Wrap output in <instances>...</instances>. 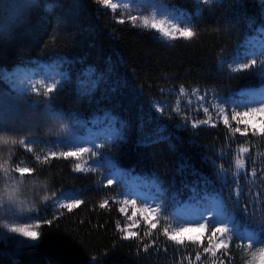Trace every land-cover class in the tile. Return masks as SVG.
Here are the masks:
<instances>
[{
  "label": "trees",
  "instance_id": "trees-1",
  "mask_svg": "<svg viewBox=\"0 0 264 264\" xmlns=\"http://www.w3.org/2000/svg\"><path fill=\"white\" fill-rule=\"evenodd\" d=\"M158 1L192 16V40L165 41L153 29L120 23L123 11H110L99 0H0V120L7 129L0 133V173L27 164L31 171L23 176V191L44 216L33 245L13 251L0 243V264H242L248 249L236 236L247 230L264 239V136L258 131L253 136L249 128L247 136L234 133L246 127L234 121L180 127L172 111L158 114L152 108L181 87L228 97L264 85L258 68L231 73L220 63L248 37L264 36L259 31L264 0H220L203 8L192 0ZM51 58L62 61L69 77L63 91L45 96L56 97L50 106L59 119L30 96L16 94L4 79L16 67ZM100 113L115 119L123 137L104 151L124 171L154 180L168 213L160 211L155 229L139 224L128 240L120 231L127 219L115 200L119 185H100L102 171L75 172L72 159H37L19 143L30 137L51 140L72 119ZM181 163L193 167L181 175ZM68 190L83 201L79 207H42ZM203 195L218 197L231 216L229 247L215 250V256L203 251L213 241L210 233L200 243L182 245L164 235L176 206Z\"/></svg>",
  "mask_w": 264,
  "mask_h": 264
},
{
  "label": "rangeland",
  "instance_id": "rangeland-1",
  "mask_svg": "<svg viewBox=\"0 0 264 264\" xmlns=\"http://www.w3.org/2000/svg\"><path fill=\"white\" fill-rule=\"evenodd\" d=\"M111 3H117V7L116 9H112L110 6H107L110 11H123L120 20H128L134 25L145 27L143 25V20L148 19V28L152 29L151 24L157 23L165 30L170 31L172 27L179 28L182 25L191 26L192 24V16L189 13L169 8L158 0H124L123 3H118L117 0H111ZM211 4L213 3H210L209 5ZM198 6L201 8L207 7L202 4ZM165 11L169 15L176 17L180 22L177 23L175 20H169L167 16L159 14H164ZM195 14L199 15V11H196ZM131 15H137L139 18L133 22L130 19ZM185 16H187L186 21L184 19ZM161 21H163L162 24H160ZM153 30L158 34L160 39L165 41L172 40L170 37L163 36V33L158 31V29ZM176 35L177 38H180L178 33H176ZM262 37H264L262 34H257L245 39L239 44L230 58H221V65L231 73H238L242 71H234L232 67L233 65L238 68L241 63L246 61L251 64L252 58H256L257 63L252 67L258 68L259 76L264 78V72H262V68H264V38ZM61 72L65 73V70L60 59L51 58L46 61L32 60L29 64L16 67L11 71L6 72L4 79L8 83L10 89L16 94L30 96L34 105H41L45 110H48L49 100L45 97L47 96L45 95L47 86L51 83L50 78L54 74H59ZM193 92L194 91L189 92L185 90L184 93L181 94L180 89L178 91L169 92L170 96L167 98L153 102L152 108L158 114L163 112V110H161L162 108L172 111L173 114L179 116L180 122L178 126L180 127H192L191 125L193 122L197 123V127H213V124H224L223 117L225 115L228 116L230 124L233 122L231 116L235 114V112L248 110L247 108H243L244 104H258L260 100L264 99V85L254 89L241 90L228 97L216 95L208 90H198L196 95H194ZM200 95H206V101L200 100ZM200 105L208 107L209 111L207 114L203 111V108L200 107ZM237 105L240 107H237ZM258 106L264 107V104H258ZM220 109H224V111L221 112ZM237 119H239V117ZM261 119H264V117H254L247 127L252 130V125L254 124L256 131L259 132V129L261 128L259 121ZM202 120H209V123L200 124L199 121ZM114 122H116L115 119L107 113L95 114L89 120L74 118L66 125L65 129L63 127L61 128L60 131L64 130L61 134L56 136V138L43 141L36 137H30L37 141V143L31 145L33 148L32 152L27 151L26 144L21 146L26 152L34 155L36 158L37 156L40 158H46L50 149L55 147L58 157L63 158L59 156L60 152L66 150L73 151L75 149L71 147H60L58 144L54 145L55 141L65 140V142H84L86 146L97 144L98 151H96V155L93 156L91 153H85L80 159H68L76 161V163L81 164L85 169L84 171L77 173L85 174L102 171L99 181L100 185L120 186V192L115 200L119 203L120 209L124 208V212H120L127 219L125 228H127L128 232L135 233V229L139 224H150L143 218L142 214V209L150 207V204L157 205L156 210L151 213L152 216H155V220H152L151 223L156 224V220L160 216V206H162L161 197L163 192L154 180L133 175L119 168L104 151L106 146L114 143L111 139H107L116 134V124H114ZM27 140L28 138L25 141L27 142ZM41 141L44 143L40 144L39 142ZM90 165L94 167V170H88ZM19 167H28V165L25 163H17L13 167H7L5 170L3 169L5 172L4 174L0 173V243L13 251L22 247H29L33 245L36 240L32 241L30 238L23 237L19 233L10 232L8 228H4L3 225L8 224L9 228L25 227L26 224H22L20 221H30L31 230L36 231V225H39L44 217L39 213L38 209L33 208L29 199L31 194L27 196L23 191V176L30 172L21 175L17 170ZM109 176L114 177L111 185H108L106 182V178ZM121 193L125 194L122 198ZM62 195L77 197L75 191H63L54 195L52 198H49L42 207L49 209L50 211L61 209L56 206L55 202L59 200ZM132 199L136 200L135 204L132 203ZM125 201H127V203H125ZM141 201H147L150 202V204L141 203ZM63 202L70 201L61 200V203ZM133 211L136 212L134 217L132 216ZM213 212H215L217 220L221 221V223L216 225L217 227H226L229 224L231 216L223 210L222 203L218 197L213 195H203L193 200L183 202L176 206L172 214L168 233L172 234L173 232L178 231L174 226V218L185 221L186 223L182 225L183 227H198L199 225L196 221L201 220V217H204L205 221L210 219ZM205 213L207 214L206 216ZM33 217H38V219H33ZM225 221L226 223H224ZM212 231L213 228L205 223V231L203 233H189L186 234L183 239L184 241L191 242L196 240V242L200 243L207 233H210L211 235ZM250 233L251 231L245 230L243 231L242 237L245 236V234ZM217 238H213L211 243L213 247L211 251L216 250L214 245L219 242V240L222 239L227 243L225 236H221L219 233H217ZM241 243L248 249L246 258L242 264H262L260 249L264 248V243L252 248H249L242 240Z\"/></svg>",
  "mask_w": 264,
  "mask_h": 264
},
{
  "label": "snow or ice",
  "instance_id": "snow-or-ice-1",
  "mask_svg": "<svg viewBox=\"0 0 264 264\" xmlns=\"http://www.w3.org/2000/svg\"><path fill=\"white\" fill-rule=\"evenodd\" d=\"M117 2L123 3L124 0H117ZM99 3L102 6H106V7L110 6L112 9H116V7H117V3H111V0H99ZM194 3L196 5L202 4L204 6H208L210 3L219 4V0H194ZM159 14L167 16V18L169 20H175L177 23L180 22L176 17L169 15L166 11L164 12V14H161V13H159ZM138 18L139 17L137 15H131L130 16V19L133 22H135ZM184 19L186 21L187 16H185ZM119 22L124 23V20L121 19ZM162 23H163V21L160 22V24H162ZM143 25L145 27H148V25H149L148 19L143 20ZM133 26H135V25H133ZM151 28L152 29H158V31L163 33V36L170 37L173 40L177 39L176 33H178V36L180 38H183L186 41L192 40L196 36V32L193 30V28L191 26H183L182 25L179 28L172 27V29L170 31H168V30H165L160 25H158L157 23H152ZM259 31L261 33H264V27L260 28ZM262 38H264V37H262ZM256 63H257V59L252 58L251 64H249L245 61V62L241 63L238 68L235 65H233L232 67H233L234 71H237V70L243 71V70L251 68ZM262 72H264V68H262ZM50 79H51V83L47 86L45 95H47L48 93L57 92V90L63 91L65 83L68 81L69 77H68V74L61 72L59 74H54ZM184 91H185L184 88L181 87L180 93L183 94ZM197 92H198V90H194L193 94L196 95ZM55 98L56 97L53 96L49 99L48 111L52 117L59 119L60 117H59L58 113L56 111L52 110L50 107L52 100H54ZM199 99L206 101V95H200ZM258 104H264V99L260 100L258 102ZM258 104H244L243 108H247L248 109L247 111H244V110L237 111V112H235V114H233L231 116V119L233 121H236L238 124H242V125L246 126L243 131L241 130L240 127H236L235 129H233L234 133H239L242 136H247L249 133V129H248L247 125H249L252 122V119L256 116L264 117V107H259ZM200 107L203 108V111L206 114L208 113L209 109L207 106L200 105ZM237 107H240V106L237 105ZM161 110L166 111L167 109L162 108ZM220 111L223 112L224 109H220ZM238 117H239V119H237ZM209 119H210V117H209ZM199 123L200 124H208L209 120H202V121H199ZM223 123L226 126L229 124V120H228L227 115H225L223 117ZM259 123L261 125V128L259 129V134L264 136V119H261L259 121ZM114 124H116V126H115L116 134L112 135L111 137H109L107 139H111L113 142H118L119 140H122L123 137L119 135L118 123L114 122ZM191 126L193 128H196L198 125L196 122H193ZM212 126L215 127V124H213ZM5 131H7L5 123H4V121L0 120V133L5 132ZM252 135L253 136L257 135V131H256L254 124L252 125ZM3 142L5 144L8 143L7 140H4ZM12 143H16V141L13 140ZM19 143L21 145L26 144L27 145V151L32 152L33 148L31 147V145L37 143V141H35L34 138H28L27 142L25 140L21 139L19 141ZM39 143L43 144L44 142L41 141ZM56 144L60 145V147H71V148L75 149L73 151H67L66 150V151L60 152L59 156L63 157L64 159H68V158L80 159L85 153H91V155L94 156V155H96V151H98V145L97 144H92L91 146H86V144L84 142H65V140L55 141L54 145H56ZM240 151L242 153L248 152V148H241ZM57 157H58L57 150L55 149V147H52L50 149V151L48 152L46 159L47 158H57ZM37 159H40V157L37 156ZM236 166H237V168L242 169L244 167L243 161L238 159L236 161ZM190 167H193V166H190L188 163H181L178 166V173L183 175V173L185 171H187ZM17 170L21 173V175H23L25 173H29L31 171V169H29L28 167H19ZM73 170L76 172H82L85 169L82 167L81 164L76 163ZM88 170H94V167L90 165ZM192 174H196L194 168H193ZM244 175H245V178H247V174L245 173ZM252 175L255 176V171H253ZM113 179H114V177H111V176L107 177L106 178L107 184L111 185L113 183ZM124 195H125L124 193H121V198ZM236 195L238 198V191H237ZM45 199H47V197H45ZM129 199H131V198H129ZM61 200L70 201V202L61 203ZM55 203H56V206H58L60 208H66L68 211H72L74 208L79 207L83 203V201L81 199H79L78 197H75V196L69 197L67 195H62L61 198L59 200H57ZM107 203L108 202L105 201L104 203H101L99 205V207L104 208L107 206ZM125 203H127V201H125ZM132 203L135 204L136 200L132 199ZM141 203L150 204V202H147V201H141ZM156 208H157V205L150 204V207H145L142 209L143 218L150 223V226L152 229H155L157 227V224L151 223L152 220H155V216H152L151 213H152V211H155ZM160 210H161V215H168L166 208H164L163 206H160ZM120 211L124 212V208H121ZM135 215H136V212L133 211L132 216L134 217ZM206 215L207 214L205 213V216ZM33 219H38V217H33ZM130 219H131V217H130ZM174 219H175V225L174 226L178 229V231H175L172 234H169L168 229L165 228L164 229V235H166L170 241H174L178 245H182L184 243L183 237H185L186 234L193 233V232L203 233L205 231V223H207L208 225H210L213 228V231L211 233V237L209 238L210 240H212L213 238H217V233H219L221 236H225L226 234H228L230 232L229 227H217L216 226L218 223H221V221L217 220L215 212H213L212 217L210 219H207L206 221L204 220V217H201V220L196 221V223L199 225L198 227H183L182 225L184 223H186L185 221H182L178 218H174ZM47 222L51 223V221H47ZM20 223L26 224V226L25 227H11V228H9L8 224H4L3 227L8 228V230L10 232L19 233L23 237H28L32 241L37 240L38 233L34 230H31V222L30 221H20ZM224 223H226V221ZM36 227H39V225L37 224ZM120 231L125 233V235L123 237L125 240H128L131 237L137 235L134 232H128L127 228H120ZM231 234H232V236H236L234 229H231ZM236 238L242 240L243 243L247 244L249 248H252L254 246H259V244L264 243V239H258L255 233L245 234V236H243V237L236 236ZM192 243H196V240H193ZM212 247H213V245L210 243L209 247L204 248L203 251L205 253H207V252L212 250ZM214 247L216 250H220L221 248L227 249L229 247V244L225 243L224 240L221 239V240H219V242L215 243ZM212 255L215 256L216 252L213 251ZM260 257H261L262 264H264V248L260 249ZM196 259L197 260L200 259L199 253H197ZM221 264H223V261H221Z\"/></svg>",
  "mask_w": 264,
  "mask_h": 264
}]
</instances>
